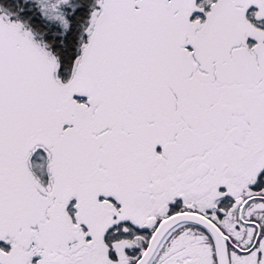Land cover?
<instances>
[{
	"label": "snow or ice",
	"instance_id": "obj_1",
	"mask_svg": "<svg viewBox=\"0 0 264 264\" xmlns=\"http://www.w3.org/2000/svg\"><path fill=\"white\" fill-rule=\"evenodd\" d=\"M0 264H264V0H0Z\"/></svg>",
	"mask_w": 264,
	"mask_h": 264
}]
</instances>
